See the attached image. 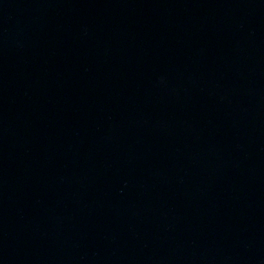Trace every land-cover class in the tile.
Returning <instances> with one entry per match:
<instances>
[{
	"label": "water",
	"instance_id": "water-1",
	"mask_svg": "<svg viewBox=\"0 0 264 264\" xmlns=\"http://www.w3.org/2000/svg\"><path fill=\"white\" fill-rule=\"evenodd\" d=\"M0 264H264V0H0Z\"/></svg>",
	"mask_w": 264,
	"mask_h": 264
}]
</instances>
